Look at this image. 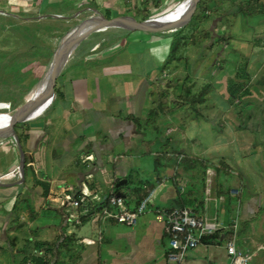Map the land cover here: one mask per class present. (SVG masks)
Returning a JSON list of instances; mask_svg holds the SVG:
<instances>
[{
	"label": "crops",
	"instance_id": "crops-1",
	"mask_svg": "<svg viewBox=\"0 0 264 264\" xmlns=\"http://www.w3.org/2000/svg\"><path fill=\"white\" fill-rule=\"evenodd\" d=\"M100 1L63 0L61 3V0H0V8L6 9L15 20L17 17L25 19L24 15L35 11L38 14L42 12L44 18L49 19L65 8L73 9L78 16L85 13L84 18L91 17L90 12L98 14L100 11L118 12L119 16H126L122 15L128 9L126 0H122V6L120 0H104L102 7ZM160 1L164 5L168 2ZM183 1L170 0L179 4ZM90 3L98 7L92 9L88 7ZM65 13L60 12L59 15L64 16ZM35 14L32 18L40 19ZM110 30L108 33L112 39L110 37L108 40L113 43L112 40L116 39L114 44L120 43L119 50L93 60L85 57L87 51L79 58L70 59L57 79L56 94L49 106L20 122L25 130L18 129L16 136L11 131H0V143L5 141L7 144L6 148H0V177L20 166L24 157L22 180H0V264H105L102 253L114 246L116 239L111 237L110 243L104 234L110 228L109 224L119 222L105 217L102 211L91 206L73 208L67 197L84 190L103 198L112 192L117 180L130 178L131 173L142 168L148 171L144 167L147 162H154L152 171L150 168L144 176L137 174L133 187L136 190L153 185L149 196L153 193L156 196L151 211L154 216L156 209L189 207L202 219L218 222L224 227L220 235L209 237L192 249L182 264H230L226 243L229 241L228 230H233L229 226L234 219L239 222L236 235L238 248L252 255L250 264H264V249L258 248L256 241L252 240L256 236L254 234L258 233L256 230L260 221L257 218H264V171L261 159L256 155L250 160L252 156L245 157L244 151L234 153V161L239 162V183L245 189L242 188L243 196L239 203L236 201L229 206L228 127L224 134L217 131L214 134L211 122L200 125L192 119L190 128L184 129L186 138L206 147L194 144L189 147L184 137V141L178 143H174L176 140L173 139L172 149L165 152L183 150L186 155L201 161L212 158L219 161L218 164L223 162L225 168L216 169L209 162L205 173H200V165L183 164L174 172L173 159L161 160L156 168L157 151L154 147L156 142L164 139L163 129L160 131L158 127L169 121L167 117L160 119L159 125L153 123L151 79L159 73L160 64L149 43L136 49L139 43L135 39L139 40L140 36L133 39L128 37L129 32ZM125 35L127 39L121 40ZM66 42L62 38L58 48L54 42L51 49L31 47L29 51L34 55L26 52L20 56L22 65L31 62L35 66L36 59L42 55L44 63L31 71L35 76L32 80L38 86L25 96L24 101L35 105L45 95L42 96L46 87L44 83L48 82L47 61L53 60ZM47 52H53V55L49 56ZM28 70L29 66L24 65L22 73ZM207 127L211 133H207L206 137L203 134ZM175 146H178L177 149ZM203 155L207 157L203 158ZM163 176L165 178L161 180ZM155 185L163 187V191H156ZM126 189V196L121 190L125 205L127 209L136 211L142 201L139 203L136 197L138 193L132 194L130 188ZM234 192L240 194L237 189ZM110 211L113 213L117 209ZM69 212L78 215L76 222L69 221ZM241 222L247 223V232L240 228ZM136 224L137 221L130 227ZM146 235L150 238L147 239ZM242 236L246 240L241 244ZM103 237L105 242H101L100 238ZM155 238L157 241H154ZM128 240L126 247L120 243L116 247L119 251H131L124 255L128 254L134 264H168L167 237L163 225L156 218L152 225L149 219L142 222ZM262 245L264 247V243Z\"/></svg>",
	"mask_w": 264,
	"mask_h": 264
},
{
	"label": "rangeland",
	"instance_id": "rangeland-1",
	"mask_svg": "<svg viewBox=\"0 0 264 264\" xmlns=\"http://www.w3.org/2000/svg\"><path fill=\"white\" fill-rule=\"evenodd\" d=\"M61 1L63 3V0ZM102 1L104 0L100 1L101 7L104 6ZM242 1L245 0H206L207 7L202 6V10L198 7L189 17V20L192 19L190 24L178 34L179 47L171 58L173 60L169 61L168 64V57L172 54L171 44L173 36L164 33L167 32V28L153 31L150 34L141 30L111 27L112 30L117 31L116 33L129 32L128 37L133 39L140 36L139 40L138 38L135 39L139 43L136 49L142 48L146 43H149L157 55L160 69L159 73L151 79L152 89L150 90L153 94L154 104L152 116L154 117V111H158L153 123L159 125L158 121L167 117H169V121L167 124L158 127L160 131L163 129L164 136L162 137L164 139H161L158 143L156 142L154 147L155 151H157L156 153L172 149L173 139L176 140L174 143H178L179 141H184V137L188 140L189 147L192 144L206 147L200 143H193L191 138H186L184 129L190 128L192 119L198 121L200 125L205 123L209 125V122H211L212 126H214L212 128L213 133L217 131L219 134H224L225 129L228 127L229 206L236 201V203H239L238 200H241L243 196L242 188L245 189V186L243 187L239 183L241 174L239 172L240 169L237 167L239 162L234 161L236 160L234 153L236 151H244L245 157L252 156L250 160L257 155L263 163L264 171V0H258L263 14L249 18H243L236 12L237 6ZM120 2L123 3L122 0ZM179 2L171 3L168 0L164 5L160 0H126L128 9L122 15L133 17L138 21L148 20L164 15V12H170L178 6ZM119 4L121 6L124 5V3ZM88 7L94 9L98 6L90 3ZM0 10L7 13L6 9L0 8ZM61 10L63 11H59V13L66 12L64 16L58 13L49 19L44 18L42 12L38 14L36 11L32 14L27 13L24 15L26 16L25 19L17 17L18 21L11 15L0 16V113L12 112L24 102L25 97H21V94H23V91L26 93L27 88L22 87L23 84L28 85V90L30 86L29 93L33 88H36L37 83L32 80V78L35 79L34 73L24 76L18 72L22 68V65L16 62L19 61L20 56L26 52L32 55L33 53L29 51L31 47L51 49L54 47L52 45L56 43V48H58L57 46L62 38L68 41L81 27V21L89 19L84 18L86 17L85 13L79 16L75 15L77 12L71 8ZM107 12L109 11L97 12L99 15L96 14V17L101 14L103 16L108 15ZM34 14L40 19L32 18ZM109 14L110 18L119 16L118 12H110ZM194 16L196 17L193 19ZM8 19H10V22ZM108 32H111V30H100L93 34L95 39L90 40V47L100 44L101 46L99 48L96 47L97 49L91 48V51L85 56L87 59L101 58L118 50L120 43L115 45L114 41L116 39L112 40L113 43H111V40L108 39L110 37L112 39V36ZM120 39L122 40L123 38ZM104 40L105 42L103 43ZM82 47H80L79 51ZM52 61H47L48 74ZM15 62L17 66H15ZM233 84L243 85L244 88L249 90V94H241L237 98H232L229 89ZM44 85L46 87L42 96L46 92L48 82H45ZM159 103L160 105H165L159 106ZM225 114H228V116H225ZM23 127L22 123L15 125L16 130L24 131L25 128ZM207 129L208 127L205 129V134H203L206 137L207 133H211ZM168 137L169 139H165ZM204 142L206 143V140ZM4 146L5 148L7 147L5 141L0 143V148L4 149ZM176 151L178 150H172V152ZM206 157V155H203V158ZM174 161L172 166L174 172H177L178 167L183 163H179L180 159ZM209 162L216 169L218 167L225 168L223 162L218 164L219 161L217 162L212 158L203 159L202 163L204 166L197 162L202 169L200 173H205L206 168L210 166L208 165ZM215 162L217 163L216 165L214 164ZM152 163L147 162L144 164L145 169L150 171L151 168L152 171L154 162ZM148 171L145 172L144 168H142L141 171L137 170L136 173H131L130 178L121 179L120 181L126 180L127 182L120 185L121 190L124 192L123 194L126 196V188H130V193L132 194L138 193L134 188L135 183L133 184V182L138 178L137 174L144 176L148 174ZM163 178L165 177L163 176L160 179L162 180ZM155 186L157 188L156 191H163V187H160V185ZM220 188H217L216 192ZM234 189H237L240 194L237 195L238 193L234 192ZM136 197L140 200L139 193ZM155 197L153 193L146 210L138 217L137 224L134 227L120 222L108 225L110 228L105 232L104 237L110 243L111 237L116 240L114 246L109 247L102 253V260L105 261V264H134L133 259L128 255L131 251H119L116 246L117 243H120L126 247L129 235L134 230H138L142 222L149 219L151 225L153 222L155 223V216L151 212L156 202ZM233 209L232 211H234ZM257 219L260 221L256 230L258 233L254 234L256 236L252 240L256 241L258 248L264 249L262 245L264 243V218L259 217ZM240 228L247 232V223L241 222ZM104 237L100 238L101 242H105ZM146 237L147 239L150 238L149 235H146ZM245 238L243 237L241 244L245 243ZM154 241H157V239L155 238ZM155 245L158 246V244ZM125 253L128 254L124 255Z\"/></svg>",
	"mask_w": 264,
	"mask_h": 264
},
{
	"label": "built area",
	"instance_id": "built-area-1",
	"mask_svg": "<svg viewBox=\"0 0 264 264\" xmlns=\"http://www.w3.org/2000/svg\"><path fill=\"white\" fill-rule=\"evenodd\" d=\"M1 11V10H0ZM79 13V12H78ZM77 14V13H76ZM8 13L0 12V16H7ZM92 16H96V13L91 12ZM189 21V19L187 20ZM187 21L184 23H177L167 30V34L174 33L184 27ZM105 41V40H104ZM23 179V171L20 166L7 172L0 177L1 181L10 182ZM151 196L146 197L138 206L136 211L127 209L125 205V199L123 197H117L116 195L105 197H95L94 194H90L84 190H81L76 195L68 196V203L73 208L89 207L92 209L102 211L105 217H111L116 219L120 223L132 226L136 223L138 217L144 213L151 200ZM117 209V211L111 213L110 209ZM155 218L158 223H161L164 227V231L168 242L167 261L168 264H182L188 255V253L195 247L201 245L204 239L219 234L224 227L218 222H209L202 219L197 212L189 207H177L171 210H155ZM69 221L76 222L78 215L74 213H68ZM229 226L233 229V237L227 241L226 249L229 257L231 258L230 264H250L252 261V255L240 250L237 246L236 235L238 233L239 222L238 219H234ZM32 264V263H26Z\"/></svg>",
	"mask_w": 264,
	"mask_h": 264
},
{
	"label": "water",
	"instance_id": "water-1",
	"mask_svg": "<svg viewBox=\"0 0 264 264\" xmlns=\"http://www.w3.org/2000/svg\"><path fill=\"white\" fill-rule=\"evenodd\" d=\"M201 0H185L181 2L175 9L171 10L164 15L150 18L144 21H138L137 19L129 16H118L114 18H107L106 16H91L89 22L81 24V27L76 31L73 36L66 42L58 53L55 55L50 72L48 74V85L45 95L40 99L37 104H32L30 101L24 107L19 114L13 117V120L9 126L0 127V131H13L15 125L25 120L30 119L37 113L43 112L51 103L55 97V86L58 77L62 73L65 65L73 58L76 50L79 46L92 36L97 31L110 30L111 27H121L126 29H134L141 31H158L165 30L166 28L177 24L184 23V20H188L192 13L196 10ZM105 32V31H104ZM24 157L21 158L20 169L23 171ZM127 183L126 180H122L117 184V188L120 185ZM117 197H123L121 192L116 194Z\"/></svg>",
	"mask_w": 264,
	"mask_h": 264
},
{
	"label": "trees",
	"instance_id": "trees-1",
	"mask_svg": "<svg viewBox=\"0 0 264 264\" xmlns=\"http://www.w3.org/2000/svg\"><path fill=\"white\" fill-rule=\"evenodd\" d=\"M158 1V0H157ZM207 2L206 0H201L197 6V8L199 7L200 10L201 7H207ZM196 8V9H197ZM199 12V11H198ZM237 14L241 15V17L243 18H249V17H252V16H256V15H261L263 14V10L262 8L259 6V3H258V0H245V1H242L238 6H237ZM91 13V12H90ZM89 13V14H90ZM110 12H107L108 15ZM166 13V12H164ZM106 15L107 17H110ZM195 15V14H194ZM92 16V15H91ZM197 16V15H196ZM194 16L193 19L196 17ZM191 17V16H190ZM192 19L189 20V22L186 23V25H184V27L174 33H171V35L173 36V41H172V44H171V50H172V54L171 56L168 57V61H167V64L169 63V61L173 60L171 59L174 55H175V51L178 49L179 47V42L180 40L178 39L179 38V33H181L191 22ZM89 22V19H86L84 21H81V24H85V23H88ZM123 40H126L127 39V36H123L122 37ZM107 41V40H106ZM105 41H103L104 43ZM119 50V49H118ZM49 56H52L53 55V52H47ZM43 56V55H42ZM42 56H39V58L36 59L35 62H37V64H35V66H32L31 62L30 64H28L27 62L23 63L22 65V62L20 61H16V62H19V65L21 64L22 65V68L18 71L20 73H22V69H23V66L24 65H28L29 66V70L26 72V73H22L24 76H27L29 74H31V71L32 70H36L37 69V66L38 65H43V60H42ZM16 62H15V66L16 65ZM39 63V64H38ZM35 68V69H34ZM37 79H38V76H37ZM24 88H27V92L24 93V91L22 92L23 94H21V97H25L30 91V86H29V90H28V86H24ZM243 91V92H242ZM242 92V93H241ZM229 93L231 95L232 98H237L239 97L241 94L242 95H248L249 94V90L247 88H244L243 85H240V84H233V86L230 87L229 89ZM161 105H164V104H161ZM160 103H159V106H161ZM161 110V109H159ZM153 112V111H152ZM153 114V113H152ZM156 114L158 115V111H154V117L156 116ZM12 134L14 136L17 135V130L16 128L12 131ZM163 159H167V160H181L179 161V163H183L184 165L188 166V165H191V164H194V166H197V162H199L201 165L204 166V164L202 163V161L200 159H197V158H193V157H190L188 155H186L183 150H178L176 152H165V151H162L159 152V153H156V159H155V167L157 168L159 163L161 162V160ZM182 164V165H183ZM120 182V179L117 180L113 187H112V192L110 193V196H114L116 195L118 192H121V187L117 188V184ZM153 189V185H149L148 187L142 189V188H138L136 189L139 193V197H140V200H139V203L141 201H143L146 197L149 196L150 192L152 191ZM239 195V194H237ZM233 237V230H228V240H231ZM209 238V237H207ZM205 238V239H207ZM220 237L218 236L217 239H219ZM204 239V240H205Z\"/></svg>",
	"mask_w": 264,
	"mask_h": 264
},
{
	"label": "bare ground",
	"instance_id": "bare-ground-1",
	"mask_svg": "<svg viewBox=\"0 0 264 264\" xmlns=\"http://www.w3.org/2000/svg\"><path fill=\"white\" fill-rule=\"evenodd\" d=\"M4 18V17H3ZM13 21V20H12ZM95 35H92L90 36L86 41H84L80 46L79 48L76 50L73 58L76 59V58H79L80 56H82L84 53H87L89 52L90 50V40H94ZM82 47V49L79 51L80 47ZM89 50V51H88ZM83 51V53H82ZM87 51V52H86ZM28 104L27 101H24L23 103H21L20 105H18L14 111L12 112H9V113H0V127H4V126H9L13 120V117L17 114L20 113V111L26 107V105ZM4 109V108H3ZM1 110V109H0Z\"/></svg>",
	"mask_w": 264,
	"mask_h": 264
}]
</instances>
